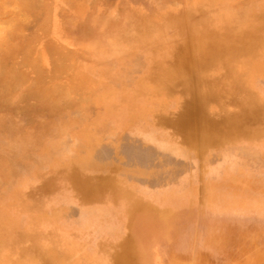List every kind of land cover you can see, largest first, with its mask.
<instances>
[{"label": "rangeland", "instance_id": "374dc122", "mask_svg": "<svg viewBox=\"0 0 264 264\" xmlns=\"http://www.w3.org/2000/svg\"><path fill=\"white\" fill-rule=\"evenodd\" d=\"M263 3L0 0V139L14 144L16 133L32 141L24 140V155L0 149V179L18 171L12 183L0 185V262L37 264L49 241L57 240L67 249L79 243L86 264H115V247L134 238V202L114 194L84 198L63 174L75 169L87 178L114 180L154 210L156 221L166 220L165 228L159 224L142 242V264H264L262 126L248 115L236 139L225 136L207 146L200 127L189 138L175 122L189 109L199 114L197 90H168L170 84L155 75L160 67H179L181 56H189L186 65L195 71L194 35L253 33ZM198 20L209 26L192 30ZM135 33L137 40H126ZM258 37L264 39V32ZM234 66L247 77L242 96L250 95L249 107L263 108L264 115V46L234 59ZM208 69L214 80L229 66L220 62ZM78 73L100 81L84 88L74 81ZM209 98L203 113L210 119L242 111L213 93ZM113 122L119 128L105 132ZM141 127L167 144L145 136ZM65 128L72 136L65 134L62 142L77 143L56 152ZM99 143L107 150L101 156L95 152ZM88 148L95 151L85 163ZM47 183L52 185L41 191ZM64 248L63 255L43 258L45 264H68Z\"/></svg>", "mask_w": 264, "mask_h": 264}, {"label": "bare ground", "instance_id": "6f19581e", "mask_svg": "<svg viewBox=\"0 0 264 264\" xmlns=\"http://www.w3.org/2000/svg\"><path fill=\"white\" fill-rule=\"evenodd\" d=\"M263 7H264V3H263ZM198 21L193 23L192 30L195 29V25H199V24H201L202 27L209 26L208 24H205L206 21L204 22H200V21L198 22ZM256 22L258 26L255 25L250 26L251 27L250 29L253 30V33L249 32L250 31L249 30L248 32L251 33L249 35L240 36L232 33L231 34L224 33L220 35L219 34L215 35L216 33H212V34L209 33V35H201V36L194 35L193 37L195 40L194 42L198 44L197 51L193 54V59H194L193 68L195 69V71L192 70L191 67H189V65H186L189 56L188 57L181 56V62L179 63V67H176L175 69H168V68L163 69L160 67V72L155 73V75L157 74L159 76V79L163 82V85L167 86V84H170L167 86L168 90H171L172 85L175 86L178 90H180V92H183L185 94L192 93L193 88L194 90H197L196 92L199 98L201 99L200 103L197 105L198 106L197 110L199 114L196 115L193 113L194 111L189 109L187 111H184L183 113L184 115L181 118L176 119L175 122L177 127L184 130L183 133L187 137L191 138L190 133L192 132V130L195 129L196 127H200L203 130V135H202L203 142L207 146L220 142L222 138L225 136H230L231 138L236 139L239 136L241 137V135L239 134L240 132H238L237 129L244 128L246 126V122H242V118L248 117V115L252 116V119L255 121V123L262 126V127H258L260 130H264V115H262L263 108L254 107L253 109L252 107H249L251 102L250 95L242 96V93L246 90V85L242 80V78H245L246 76L241 73L239 74V72H237L234 66V59H237L238 57L244 55L248 56L253 53V49L259 46H264V41H263L264 39H260L258 37V34L260 32H264V15H261L260 19H258ZM57 30L58 29L56 28L54 29L55 35L60 37L59 32ZM138 35L139 34L135 33L133 38H130L128 36L126 40L127 41H130L132 39L137 40L136 38L138 37ZM220 62H226L227 65L229 66V69L225 72L224 76L221 78H216L214 80L209 78L206 74L207 70H209L208 67L210 68L214 64ZM192 72L196 73V76L193 78L192 76H189L190 74H192ZM115 77L118 78L117 75ZM81 78H83L82 82H80ZM96 79L92 76V74H87L82 76L81 73H78L77 75H75L74 81L77 84L82 83L84 85V88H93L95 86V83H98L100 81L99 78ZM150 79H152V77ZM209 93L210 94L213 93L215 97L221 98L219 101H226L228 103L235 104L237 107L242 109V111L239 113H235L233 115H229L224 118L215 117L210 119L206 117L203 112L207 107V101L210 99ZM186 105L188 104L186 103ZM116 128H119L118 123L113 122L112 124H110V126L106 127L105 132H113ZM141 129L145 134V136L154 139H159L157 134L152 132H146L142 127ZM68 131L69 129L65 128L63 132L61 131L59 132L57 136L58 139L56 143H54V147L57 150L56 152H61L62 150L64 151L71 150L74 144L77 143V142L73 143L72 141L71 142L64 141V143L62 142L63 141L62 137H64L65 134L66 135L70 134L72 136V134L69 133ZM255 133L256 132L247 133V135H251V134L256 135ZM11 136L12 137L14 136L16 141L21 144H17L15 139H14V144H8V142H6L5 140L0 139V149L8 146L10 150L13 149V151H15L16 153L24 155V151H25L24 140L28 144L32 142L31 139L27 135L26 136L17 135L16 133H11ZM159 142L163 145L167 144V141H163L162 139H159ZM88 149L91 152H88L85 159L82 160L85 163L90 161L91 154H93L95 149H96L95 152H97L98 156H101L107 152L106 148L103 147L101 143H99V145L94 149V151L92 150V148H88ZM41 157L42 158L40 159L42 160L46 158V156H41ZM13 163L17 164L18 160L13 161ZM2 166H5V164L3 163ZM17 172L18 171L13 170L11 171L7 179L5 180L0 179V185H2L3 182H5V184L12 183L14 181L13 180L14 176L16 175ZM63 174L64 175L66 174L70 179L76 182L77 189L81 192V194H83L82 196L84 198H88V196H95V195L101 197L105 194H114L116 196H124L125 197L124 199L131 203L134 202L129 209V214L131 219L129 228L131 230V233L134 235V238L130 241H124L118 244L115 247L113 256L115 258V264H142V262L145 260V252L141 251L143 250L144 247L142 242L151 239L152 233L154 234L156 230H159L162 224L166 223V220L165 223L162 222L161 219L156 221L155 219L156 213L154 212V210L150 209L145 204L142 205L138 203V201L133 199L132 195L126 189H124L122 186H118V184L112 179L103 178L101 180H96V179L87 178L80 172L76 171L75 169ZM51 185L52 183H47V185L42 187L41 191H46L48 187ZM155 222H157L156 223L157 225L155 224ZM159 224L161 226H159ZM162 228L165 227L162 226ZM63 231L66 234H68L67 229H63ZM72 243H73V248L67 249L66 243L60 244L58 243L57 240L54 241L50 240L49 241L50 248L45 250L42 253V255L37 259V264H45V260L43 258H45L48 261L50 260L49 256H54V257L60 256L63 252L64 247L67 253L70 254L68 264H86L88 258L84 259L83 256L81 255L83 251L82 246H78L79 243L76 242H72ZM130 243H134L137 246L135 248H130L129 246ZM24 250L27 251L28 253H31L28 249H24ZM25 256H33V255L25 254ZM0 264H11V263H9L8 261H2L0 262ZM95 264H103V261L102 260L97 261Z\"/></svg>", "mask_w": 264, "mask_h": 264}]
</instances>
